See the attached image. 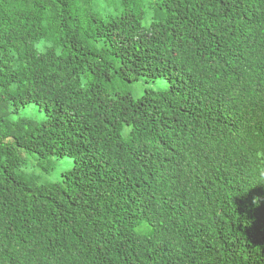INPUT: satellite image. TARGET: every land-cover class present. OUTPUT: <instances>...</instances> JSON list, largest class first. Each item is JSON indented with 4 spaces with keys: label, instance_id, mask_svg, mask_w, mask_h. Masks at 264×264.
<instances>
[{
    "label": "trees",
    "instance_id": "16d2710c",
    "mask_svg": "<svg viewBox=\"0 0 264 264\" xmlns=\"http://www.w3.org/2000/svg\"><path fill=\"white\" fill-rule=\"evenodd\" d=\"M262 151L264 0H0V264H264Z\"/></svg>",
    "mask_w": 264,
    "mask_h": 264
},
{
    "label": "rangeland",
    "instance_id": "374dc122",
    "mask_svg": "<svg viewBox=\"0 0 264 264\" xmlns=\"http://www.w3.org/2000/svg\"><path fill=\"white\" fill-rule=\"evenodd\" d=\"M158 83L149 84V83L142 82L141 84H138L139 86L137 85V87H135V89H134L135 95L139 94L140 92H143L145 86H154L155 85V86L159 87L161 84L160 83L158 84ZM164 86H165V84H164ZM23 154L27 158L29 164H31L33 166L37 164V158H35L36 156L34 154L33 155L35 157L28 154L27 152H24ZM72 164H73V161H68L66 159L56 161L55 168L50 173H43V175L41 176V181H52V182L61 181L63 171L70 168ZM29 169H30V167H29Z\"/></svg>",
    "mask_w": 264,
    "mask_h": 264
},
{
    "label": "clouds",
    "instance_id": "9594fccd",
    "mask_svg": "<svg viewBox=\"0 0 264 264\" xmlns=\"http://www.w3.org/2000/svg\"><path fill=\"white\" fill-rule=\"evenodd\" d=\"M32 46L35 52L39 55H47L48 51L54 48L53 43L48 41L44 37H41L40 39L33 41ZM56 54L60 55L59 49H56ZM258 159L260 160V164L258 165L259 174L262 178H264V151L258 154Z\"/></svg>",
    "mask_w": 264,
    "mask_h": 264
}]
</instances>
